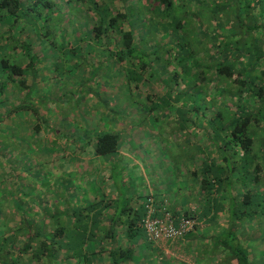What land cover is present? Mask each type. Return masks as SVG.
Masks as SVG:
<instances>
[{
    "label": "trees",
    "instance_id": "obj_1",
    "mask_svg": "<svg viewBox=\"0 0 264 264\" xmlns=\"http://www.w3.org/2000/svg\"><path fill=\"white\" fill-rule=\"evenodd\" d=\"M72 1L73 10L85 21L77 33L63 27L66 18L75 15L70 10L62 22L57 20L60 1L54 5L51 0H0V100L7 98L1 101L5 107L0 122L10 124L12 114L25 109L40 115L38 106L51 100L44 93L33 94L47 72V57L61 65L65 63L58 52L62 49L109 46L108 53L98 56L106 55V61L111 59L112 65L121 67L120 73L124 72L123 79L132 90L130 100L139 99L137 105L144 106L140 92L151 93L144 98L151 105L142 113L143 125L150 124L148 119L163 121L173 115L180 137L191 133L192 140L191 135L186 142L181 137L185 149L179 159L169 152L173 155L169 163L194 181L191 193L201 210L186 207L177 213L175 208L160 206L152 193L132 209L134 193L125 185H115V201L106 198L110 189L104 186V192L96 194L97 202L84 209L77 203L64 209L46 208L44 193L31 196L17 191L24 183L22 173L12 164L20 156L18 147L13 145L10 132L0 133V264H92L95 255L107 251L110 262L100 264H128L141 256L136 244L139 237L149 251L151 264L156 263L159 249L177 242L156 244L150 240L144 225L150 211L155 212L152 218L161 219L169 213L175 225L181 220L194 221L193 230L182 241L201 233L203 222L214 227L201 249L204 254L191 250L189 264H264V0ZM87 14L91 20L85 18ZM29 33L34 39H26ZM163 37L174 41L177 49L161 54L162 58L160 55L168 64L161 77L174 88L185 91L191 87L192 92L187 103L171 116L162 113L155 99L163 97L164 86L160 76L150 71L151 59H159V53L153 52L157 46L151 44ZM148 85L159 87L160 95L159 90H147ZM133 90L140 96L135 97ZM117 92L115 89L113 94ZM58 93L66 97L67 90L60 88ZM92 95L88 91L78 103L95 104L96 95ZM195 96L202 105L195 101L191 105ZM182 97L183 93L178 98ZM178 98H171L169 105H177ZM104 99L101 104L107 105ZM40 125L34 129L39 143L45 145ZM106 130H99L93 138L94 153L118 157L122 134ZM35 144L32 156L43 160L41 151L46 146L39 151ZM113 172L108 181H112ZM39 196L43 198L41 205ZM131 242L135 247L129 246ZM182 263L186 262L179 261Z\"/></svg>",
    "mask_w": 264,
    "mask_h": 264
},
{
    "label": "crops",
    "instance_id": "obj_2",
    "mask_svg": "<svg viewBox=\"0 0 264 264\" xmlns=\"http://www.w3.org/2000/svg\"><path fill=\"white\" fill-rule=\"evenodd\" d=\"M2 74L0 68V83L3 80ZM113 74L115 75L114 77L112 76L114 79L113 82L116 87L115 80L117 79V76L115 70ZM75 80L76 83L80 82V84H82L83 82L78 79ZM39 81L40 83L43 81L47 82L45 85V91L41 87L42 83H39L35 94L39 95L45 92L50 99H54L52 85L50 86L49 82L44 78H41ZM3 85L5 86L4 83ZM121 85L124 88V91L121 92L118 89L117 93L126 94V97L128 96L127 98L130 100L132 91L129 89L130 86L126 81H123ZM80 87L81 86H79V88ZM73 88L74 87L72 86V89ZM102 93L105 94V91ZM117 93H115V96H120L117 95ZM92 96L95 98L94 95ZM19 97L21 96L19 95ZM6 99L7 98H3V100H0V114L5 107L1 104V101H5ZM93 101L95 104L88 103L83 106L79 105V108L75 104L71 112L76 115L71 116L73 121L70 122L62 120L61 116L64 111H62L60 115H56V117L54 116L56 113L60 112V106L52 108L51 105L47 104L42 107L41 105L38 106L37 110L40 112V115L36 116L32 111L25 109L24 111H19L17 113L14 112L10 124H8L7 121L0 122V133L7 134L10 132L12 134V139L15 143L13 145L18 147L16 150L20 154L18 158L12 160L13 166L19 169L18 172L22 173L21 177L24 179L23 186L17 187V191L24 194L29 193L31 196H36L37 192L39 194L44 193L46 208L49 206L51 209H55V207L64 209L71 207H68L67 204L72 205L77 203L78 208L84 209L90 204L97 202L95 201L96 194L100 195V191L104 192V186H107V188L110 189L108 192L110 196L106 198L112 201L117 200L118 195L114 190L115 184L110 181V179L109 181L107 179L111 175L110 172L113 171H111V168L114 164L117 166L119 164H124L127 160H134V162H141L142 160L146 161L148 167L155 166L159 169L150 171L151 173L139 182L138 186L140 188L131 191V187L129 186L130 192L134 193V198L131 201L132 209H136L140 204L142 205L146 196L152 193L157 197V203H161L160 206L162 205V207L165 206L170 209L175 208L177 213L183 212L186 207L195 212L201 210L199 207L200 205L194 203V198L191 193L194 190V187H192L194 181L184 173H180L179 170L176 171V167H173V164L167 163L171 157L170 153H175L178 157L180 151L185 149L179 132L176 133L177 139H174L171 148H169V141L165 137L167 134L163 133L162 138L160 139L163 143V147L159 144L157 145L151 137L152 142L155 143L157 150L159 151L158 156H156L157 158L155 159L154 156L149 157V155L146 154L145 156L148 157V159L145 157L142 158L141 154L143 152L147 150V152L152 154L151 151L155 149V146H153L152 149H141L143 147L142 144L147 140L146 134L140 135V133H142L141 131L147 130L146 125H151L150 128L153 127L152 124L144 123L143 125L142 123V113L148 111L149 107H138L134 106L133 103L130 105H120L118 102L116 104V100L112 101V107L110 104L102 105L101 103L103 102L101 98H99V100L94 99ZM121 108H128V110H131L128 115L123 116ZM137 110H140L141 112L138 113ZM157 114L158 113L155 115L157 116ZM156 122L161 126V130L165 128L167 133H169L167 131L168 129H171L172 131H175L174 129H176L179 131V127L177 123H175L176 121L156 120ZM38 124H41V132H43L41 134L44 136L46 146V150L41 151L44 152L42 153L44 158L40 161H37V158L32 156V154L35 153L30 151L32 145L36 143V135H39L34 129V126ZM101 129H112L115 132L117 131L122 134L120 140L121 148L118 157H99L94 153L95 143L93 138L100 134L99 130ZM87 130L89 132L86 133ZM65 137L67 139H65ZM190 138L192 140L193 137ZM190 138L187 137V139L184 138L183 140L186 142L188 139L190 140ZM47 147L51 150L47 149ZM35 149L37 150L36 144ZM135 150H137V152H135ZM180 157V159L183 158L182 156ZM17 162H21V164H17ZM67 169L71 171H68ZM154 177L156 178L155 183L152 181ZM40 178L43 179L40 180ZM54 194H60V197L56 198L54 197ZM40 197L41 196L38 198ZM89 198L93 200H90ZM24 200H32V198ZM42 201L43 198H40L38 202L39 205H41ZM33 202L34 201H31V204ZM201 225L203 226L202 232L195 235V237L192 236L185 241H178L169 248L164 247L163 249H159L160 256L158 255L159 258H155L156 263L153 264H179V261L182 262L180 257H185L184 259L187 260L184 262L189 264L188 257L190 255L188 254L191 250L193 251V249L196 250L198 255L204 254L201 249L206 241V236H208L210 232H214L215 229L213 226L207 225L205 222ZM1 233L3 234L4 231ZM137 242L138 243L136 244H138L139 248L138 252L141 253V256H136V258L128 264H151V257L146 253L149 252L146 245L141 241L140 237ZM136 244L131 242L129 246L132 245L135 247ZM256 250H259V246L257 245ZM108 252L109 251L102 255H95L92 264L106 262L109 259ZM163 258H168V260L165 259L163 261ZM108 262L110 261H107V263Z\"/></svg>",
    "mask_w": 264,
    "mask_h": 264
},
{
    "label": "rangeland",
    "instance_id": "obj_3",
    "mask_svg": "<svg viewBox=\"0 0 264 264\" xmlns=\"http://www.w3.org/2000/svg\"><path fill=\"white\" fill-rule=\"evenodd\" d=\"M51 1L54 5H56V3L58 1H60L59 7H61V8L59 10L60 13H59V16L57 19L58 21L61 20V22H62L63 18L68 14V10H70L71 12H73L75 14V15H73L72 18H70V17L66 18V21L63 24V27H64V29H66L69 26L70 30H73L74 33H77L79 25L84 23L85 21L83 22V18L81 19L78 16L79 14L77 15V12H75L73 10V6L71 4L73 1L72 0H51ZM80 14H82V13H80ZM89 17L91 20L90 15L87 14L85 16L86 19L87 18L89 19ZM56 25H59V24H56ZM48 28L51 30H54L55 27L53 28L52 26H50ZM140 30H141V28H140ZM140 30H138V31H140ZM141 31H144V29L142 28ZM27 36H29V37H27ZM27 36H25V37H27L26 39H29V40L34 39V36L32 33H29V35L27 34ZM82 36H84V35L82 34ZM163 38H164L163 39L164 41L162 40V38H160L159 40H155V42L153 44H151V45H153V47L157 46L154 48L155 51H153V52L159 53L158 54L159 59L156 60V58H153V59H151L152 61L150 60L151 61L150 63H153L152 65H150V71L154 75H156L158 78L160 76V79L163 82L162 86H164V87H161V92L163 94V97L159 98V96L157 95V96H155V99L158 102V104L160 105L162 113L163 114L166 113L167 115L171 116L173 113L176 112L177 107H180V106L185 105L187 103V100L189 99V95L191 92V90H190L191 87H189L188 89H185V91H183L184 90L183 87L180 89L174 88L175 85L172 86L170 84V82H167V80H164L166 78L163 79L161 77L160 74L165 72V68L168 64H166V60L160 59V55L161 54L163 55L165 53H169L170 49H171V53L176 52V49H177V46L174 45V41L169 42L166 37H163ZM107 47H109V46H106L103 48L101 46H93V47L83 46L81 48V50H78V49L77 50L76 49L75 50H73V49H62V51L57 50L61 54V60L63 61V59H64V61H65V63L62 62L63 64H61V65H57V64H54L55 62L49 61L48 57H47V60H45L44 64H46L48 67L46 68V71H47L46 74H44L42 76V78L46 79L47 81H50L49 84L52 85V87H53L52 89H53L54 97L56 99L54 101H52V99L49 101L46 100V101H44L43 104L48 103V104H55V105H60V104L70 105V107L69 106L68 107L67 106H62V107L60 106V112L58 113V115H60L61 112L64 111L63 115L61 116L62 120L66 121V122L72 121L71 116L73 113L71 112V106H73L74 104L81 105V100H80V103H78V98L79 99L81 97L83 98L84 94L88 93V91H90V92H92V94L96 95L97 100H99V97L104 99L102 92L105 91L104 102L107 103V105L110 104V106H112V107H113L112 101H114V100H116V104L118 102L120 105H125V104L130 105L134 102L133 103L134 106L141 107L140 105H137V104L141 103L139 99L137 101H135V100L133 101V100H128V98H127L128 96L126 97V94H124V93H122V94L117 93V95H120V96H115L113 94L115 89H119V91H121V92L124 91V88L121 85L123 80H124L123 79L124 78V76H123L124 72L121 74L120 70H119V69H121V67L116 66V64L112 65L110 63L111 59H110V61L109 60L106 61L107 59H109V57H106V55L98 56V53H108ZM161 47H164V48H161ZM49 52H52V50H50ZM63 53L67 54V56L64 58L62 55ZM68 53H69V55H68ZM74 53H77V54L74 55ZM162 55H161V58H162ZM172 59H173V57H172ZM114 70H115V74L117 76L116 80L120 84V86L119 85L117 86V83H116V87H115L114 82H113V80H114L113 77L115 76L113 74ZM169 71H171V70L168 69L167 73ZM48 73H49V75H48ZM76 76H79V78H76ZM103 76L105 78H103ZM50 79L53 80V82ZM75 79H78L79 81H83L82 82L83 87L81 89L78 87L82 84H80V82L76 83ZM120 81H122V82H120ZM46 84H47L46 81L42 82V89L44 91H45V85ZM72 86L74 87L73 89H72ZM60 88H62V89L64 88L67 90V94L65 93L66 97H62L58 93V90ZM127 88H129V87H127ZM159 89H160L159 87L148 85L147 90H150V91L156 90L157 91ZM35 92H36V90H35ZM35 92H33V94H35ZM43 93H44V96H46V93L45 92H43ZM133 93L132 94L135 97L140 96L136 93L135 90H133ZM146 93H148L149 95L151 94L148 91H146L145 93L140 92V94H142L141 96H143V100H142L143 103L142 104L144 106L150 107L151 104H148V102L144 99L146 96ZM182 93H183V97L178 98L179 95H181ZM159 95H160V90H159ZM173 95L177 96V98H178L177 102L179 105L178 104L176 105V104L171 103V102H170L171 104L169 105L170 99L174 97ZM60 96H61V98H60ZM120 99H122V100H120ZM124 99H126V100H124ZM130 99H133V97L130 96ZM190 101H191V105H195L193 103L194 101L196 102V104L198 103V104L202 105V101L199 98L197 99L196 96L193 97L192 99H190ZM130 110H128V108H124V109L121 108V112H123V116L128 115ZM140 112L141 111L139 110L138 113H140ZM166 120H170L171 122L174 121L173 115L170 117V119L166 118ZM148 122L153 125L154 129L152 127L150 129L151 125L150 126L146 125L147 130L141 131L142 133H140V135L146 134L147 140H148V141L146 140V142L144 144H142L143 147L141 149H143V150H146L149 148L152 149L153 146H155V149L151 151L152 154H150V152H147V150H146L141 155H142V158L145 157L148 159V157L145 156L147 154V155H149V157L154 156L156 159L157 158L156 156H158L159 151L157 150L155 143L152 142V138L154 139V142H156L157 145L159 144L163 147V143H162V141H160V139L162 138L163 133L167 134L165 137L169 141V146H170L169 148H171V146L174 143V139H177L176 133H178L179 131H177L176 129H174L175 131L168 129L167 131L169 133H167L165 128L161 130V126H159L155 120L148 119ZM41 133H43V132H41ZM179 134H181V133L179 132ZM189 135H191V133L184 134L181 137L187 138V137H189ZM191 137H192V135H191ZM38 138H40V136L36 135V143H38L37 149L40 150L45 145L42 143H39ZM135 152H137V150H135ZM171 156H173V155H171ZM175 158L179 159V157H176V155H175ZM187 159L185 161H187ZM169 160H171V159H169ZM169 160L167 163L170 162ZM173 163L175 165V163H176L175 160L173 161ZM145 167H147V168H145ZM158 169L159 168L155 167V166L154 167H152V166L148 167L146 161L141 160V162H134V160L133 161L127 160L124 164H119V165L111 168V171L114 170L113 175L115 173V175L112 177V182H114V184L116 186H119V187H122V185H125L128 187L130 186L131 191H133L136 188H140L138 186L139 182L144 177L149 175V173H151L150 171H152V170L155 171ZM102 175H103V172H102ZM152 181H153V183H155L156 178L154 177L152 179ZM124 190H125V188H124ZM90 200H93V199H90ZM180 241H182V239ZM176 242H178V241H176ZM257 246H259L258 243H257ZM257 257H259V256H257ZM184 258L185 257H180V260L186 261L187 259H184Z\"/></svg>",
    "mask_w": 264,
    "mask_h": 264
},
{
    "label": "built area",
    "instance_id": "obj_4",
    "mask_svg": "<svg viewBox=\"0 0 264 264\" xmlns=\"http://www.w3.org/2000/svg\"><path fill=\"white\" fill-rule=\"evenodd\" d=\"M155 212L150 211L145 219V229L150 240L156 244H166L183 239L195 226L192 220H181L175 225L168 213L164 219L152 218Z\"/></svg>",
    "mask_w": 264,
    "mask_h": 264
}]
</instances>
